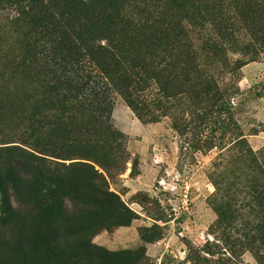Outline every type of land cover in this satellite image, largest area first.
Masks as SVG:
<instances>
[{"label":"trees","instance_id":"obj_1","mask_svg":"<svg viewBox=\"0 0 264 264\" xmlns=\"http://www.w3.org/2000/svg\"><path fill=\"white\" fill-rule=\"evenodd\" d=\"M206 25L213 34L198 47L189 29ZM240 30L264 55V0H0V123L10 132L0 145L20 144L0 148L16 161L0 160V218L21 228L12 193L35 208L20 233L27 242L37 237L31 264L149 261L144 246L112 252L93 243L135 219L95 169L108 175L120 136L110 124L113 93L144 124L169 119L180 158L219 148L220 167L252 175L233 197L220 176L214 227L222 235L188 245L187 262L242 264L244 249H259L264 264V159L248 146L212 71ZM157 229L140 230L143 244L161 239Z\"/></svg>","mask_w":264,"mask_h":264},{"label":"rangeland","instance_id":"obj_2","mask_svg":"<svg viewBox=\"0 0 264 264\" xmlns=\"http://www.w3.org/2000/svg\"><path fill=\"white\" fill-rule=\"evenodd\" d=\"M189 31L198 47L213 34L207 25L204 29L190 28ZM212 71L220 87L232 97L236 122L248 146L255 156L264 159V55L251 46L248 33L240 30L223 46ZM112 100L110 124L120 136L112 146L115 153L108 165V175L97 165L95 169L105 174L109 190L119 196L135 219L129 227L104 230L93 238V243L112 252L135 251L144 246L149 261L143 264H190L187 262L188 245L201 248L222 235L214 227L218 220L215 209L223 195L217 196L215 184H220L221 177H225L227 185L222 186L223 192L229 197L238 196L240 185L252 180V175L240 173L236 167L226 171L225 162L220 167L219 148L198 153L193 159L180 158V140L169 119L144 124L119 95L113 93ZM0 126L3 130L0 140L2 136L6 139L10 134L6 130L8 123L2 121ZM5 143L0 148L20 145ZM0 160L5 165L16 162L3 154ZM59 162L68 166L72 161ZM16 168V175H23L24 165L18 164ZM5 188L12 193L10 183ZM13 194L11 207L25 230L24 226L31 219L27 213L36 210L29 203H21ZM66 205L74 209L70 203ZM154 225L159 227L155 231L161 234V239L143 244L140 230ZM21 228L15 221L9 224L0 218V264H31L30 250L39 244L37 237L28 242L24 240ZM258 251L244 249L239 262L259 264Z\"/></svg>","mask_w":264,"mask_h":264}]
</instances>
